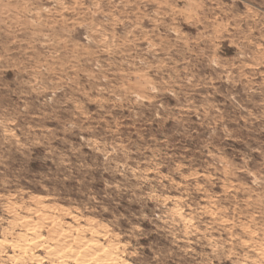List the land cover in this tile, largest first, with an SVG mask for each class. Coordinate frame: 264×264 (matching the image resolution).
<instances>
[{
	"label": "rangeland",
	"instance_id": "374dc122",
	"mask_svg": "<svg viewBox=\"0 0 264 264\" xmlns=\"http://www.w3.org/2000/svg\"><path fill=\"white\" fill-rule=\"evenodd\" d=\"M0 264H264V0H0Z\"/></svg>",
	"mask_w": 264,
	"mask_h": 264
}]
</instances>
